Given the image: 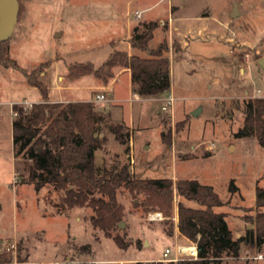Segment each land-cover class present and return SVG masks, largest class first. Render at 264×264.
<instances>
[{"label": "rangeland", "instance_id": "374dc122", "mask_svg": "<svg viewBox=\"0 0 264 264\" xmlns=\"http://www.w3.org/2000/svg\"><path fill=\"white\" fill-rule=\"evenodd\" d=\"M170 1L21 0L18 23L5 46L8 61L0 62V254L10 255V264H159L155 261L164 258L166 249L173 257L176 246L191 245L187 238L175 245L178 210L181 203L197 206L174 190L170 214L158 208L148 212L142 206L147 194L120 190L125 226L114 233L129 246L122 249L92 227L90 208L68 209L64 192L28 182L27 163L15 158L13 107L43 102L28 82L35 70L41 72L31 79L46 87L50 102L93 99L97 110L126 123L130 136L131 126L133 137L125 146L106 134L97 162L108 168L130 164L140 179L198 180L213 186L223 202L213 210L225 214L235 239H245L239 257H225L224 264H264V246L257 247L249 222L257 215L255 189L264 188V147L255 137L237 136L244 128L243 102L260 98L254 95L258 91L264 97V70L258 64L264 59V0H174L178 4L171 11ZM145 3L150 21L160 22L148 46H169L164 55L172 64V91L165 96L173 95L175 103L168 112L161 109L163 101L143 107L96 102L102 80L94 74L68 75L76 62L103 65L111 51L109 36L127 35V12L134 22V10ZM111 4H116L115 13L109 14ZM235 4L240 15L233 18ZM118 47L133 48L125 42ZM246 92L251 94L244 97ZM196 110L201 111L197 116ZM151 212L162 213L163 221H148Z\"/></svg>", "mask_w": 264, "mask_h": 264}, {"label": "trees", "instance_id": "16d2710c", "mask_svg": "<svg viewBox=\"0 0 264 264\" xmlns=\"http://www.w3.org/2000/svg\"><path fill=\"white\" fill-rule=\"evenodd\" d=\"M159 25V21H150L133 29L130 43L132 47L146 52L147 57L115 51L101 67L91 63L71 64L69 77L94 74L107 84L108 78L113 76L114 67L129 66L134 89L140 96L156 98L168 92L171 88V62L164 54L169 46L165 42L160 43L157 49L148 46ZM6 43H0V62L8 61ZM40 72L35 70L27 77L28 82L40 91L43 102L28 108L13 107L15 158L23 157L27 163L28 182L34 183L37 189L50 185L55 191L64 192L63 202L68 209L90 208L94 213L90 218L92 227L102 230L122 249L129 246L122 236L114 233L124 216L118 192L125 189L129 193H145L147 197L142 206L146 211L158 208L166 209L170 214L175 190L178 196L197 205L180 204L178 228L191 244H198L199 252L197 260L183 259L170 264H224L225 257H239L245 239H235L227 226L225 214L213 210L223 205L213 186L198 180L140 179L134 175L130 164L120 168L98 164L97 152L104 150L106 134L112 133L119 144L125 146L130 139L129 130L124 124L113 121L110 114L97 110L93 103L50 102L46 87L37 79H31L32 75ZM241 110L244 128L237 136L242 139L255 137L264 147V97L244 101ZM163 137L166 138L165 133ZM236 190L232 182L231 192ZM255 193L257 215L249 222L255 226L254 242L261 248L264 246V188L257 187ZM137 244L140 245V242ZM11 262L10 255L0 254V264Z\"/></svg>", "mask_w": 264, "mask_h": 264}, {"label": "crops", "instance_id": "0c3cea01", "mask_svg": "<svg viewBox=\"0 0 264 264\" xmlns=\"http://www.w3.org/2000/svg\"><path fill=\"white\" fill-rule=\"evenodd\" d=\"M177 4L175 3L174 0H171L169 2V4H168L169 5L168 6V9L171 11V8L172 7L175 8V5H177ZM111 5H110L111 7H109L110 11L107 12L109 14L115 13V11H113L114 9H112V8L116 4H111ZM143 6L144 7L136 8L134 10V13H135V16H134V20L135 21L134 22L132 21V13L127 12V17H126V25H127L126 30H127V35H125V36H109V38L107 39V43L111 47V51H110L109 56L113 52H115V51L125 52V53L127 52L129 56H132V55L140 56V55H138V54L135 53V51L136 50H139V49H136L134 47L132 48V45L130 43V39L132 37L131 33H133V31H134L133 29L135 27L139 26L140 24H142L144 22H150V17L146 15V14H149V4H146L145 3ZM178 7L183 8V6H178ZM138 13L140 14V18H138V15H137ZM145 15H146V17H144ZM111 18H112V16H111ZM178 19L180 20V19H183V18L179 17ZM121 42L127 43L128 47H131L132 49L131 50H126V51L119 50L118 49L119 48L118 46L120 45ZM147 56L148 55L146 53V55L143 56V57H147ZM140 57H142V56H140ZM76 63H79V62H76ZM104 63H103V65H104ZM103 65H101V66H103ZM101 66H99V67H101ZM112 73H113V76H111L110 78H108L109 81H108L107 84H105L104 82H100L99 81L100 84H101V87L99 89H102L101 92H99V94H105L104 91L106 90L107 91V94H105V95L107 97V100H109L110 103L111 102H115V103H125V102L129 101V102L134 103V104L137 103V104H139L140 107H143L144 106L143 104L145 102H149V103L160 102V101L165 102V100L168 97L173 96V95L165 96L168 92H171L172 91L171 88H170V90L168 92H164V93L160 94V97L159 98H152V97L150 98V97H142V96H140L135 91V89H134L133 82L131 80L132 72H131V69H130L129 66H126V67L116 66V67H114L112 69ZM171 76H172V68H171V72H170V79H171ZM171 85H172V79H171ZM246 93H247V95H245L244 97L249 96L251 94L249 92H246ZM96 95H97V93H96ZM254 95H256V97H263L260 94L258 95L257 92ZM92 101H93V99L92 100L91 99H84V100H77L76 102L75 101H73V102L63 101V103H77V102H90V103H93ZM163 105L164 104H162L161 109H162ZM157 114L158 115H161V112L157 111ZM124 124L126 125V123H124ZM127 127H129V129L131 130L130 139H132V137H133V135H132L133 131L131 129V126H127ZM131 144H132V140H131ZM132 146H133V144H132ZM133 148H134V146H133ZM97 163L98 164H102V163H99V162H97ZM247 229H252V228H248L247 227L246 230ZM183 238H185L184 235L181 233V231L177 227V230L175 232V239H174L175 240V245H177L178 244V241H181ZM158 261H160V260H156L155 262H158ZM140 262H144V263H147V264L148 263H153V262H150L148 260H142Z\"/></svg>", "mask_w": 264, "mask_h": 264}, {"label": "water", "instance_id": "95a60500", "mask_svg": "<svg viewBox=\"0 0 264 264\" xmlns=\"http://www.w3.org/2000/svg\"><path fill=\"white\" fill-rule=\"evenodd\" d=\"M21 0H0V43L8 42L14 34L15 27L19 20ZM232 17L240 15L238 5L235 4ZM258 64L264 70V59L260 58ZM201 111L196 110L194 115L197 116ZM103 134H101V137ZM124 222L119 223V228H124Z\"/></svg>", "mask_w": 264, "mask_h": 264}, {"label": "built area", "instance_id": "2783aa9c", "mask_svg": "<svg viewBox=\"0 0 264 264\" xmlns=\"http://www.w3.org/2000/svg\"><path fill=\"white\" fill-rule=\"evenodd\" d=\"M138 18H140V14L138 13ZM258 95L260 94L257 92ZM96 97V102H105L107 101V97L104 94H97L95 95ZM175 103V99L173 96L168 97L165 100V104L162 107L163 112H168L169 110L172 111L173 105ZM31 106V105H30ZM148 221L150 222H160L163 221L164 215L160 212H151L148 215ZM198 244H191L189 246L181 245V246H176L175 248V254L173 257H170L172 250L171 249H166L164 253V258L158 263L165 264L168 262H174L177 263L183 259H189V260H197L198 259ZM117 264H124L123 262H118Z\"/></svg>", "mask_w": 264, "mask_h": 264}]
</instances>
